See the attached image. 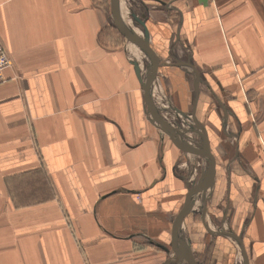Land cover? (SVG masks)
<instances>
[{
  "label": "crops",
  "instance_id": "crops-1",
  "mask_svg": "<svg viewBox=\"0 0 264 264\" xmlns=\"http://www.w3.org/2000/svg\"><path fill=\"white\" fill-rule=\"evenodd\" d=\"M124 1L148 7L138 56L156 61L159 105L205 128V215L179 223L182 178L207 163L147 119L115 24L137 25L109 0H0L13 65L0 83V264H164L185 240L199 264L209 241L211 264L231 251L264 264V0Z\"/></svg>",
  "mask_w": 264,
  "mask_h": 264
},
{
  "label": "water",
  "instance_id": "water-1",
  "mask_svg": "<svg viewBox=\"0 0 264 264\" xmlns=\"http://www.w3.org/2000/svg\"><path fill=\"white\" fill-rule=\"evenodd\" d=\"M110 6L113 14L119 21V17H128L130 18L138 30L133 29L130 25H124L122 23L115 24L116 27L122 31L123 36L126 42V50L130 47L131 52L128 53V60L134 66L136 71L142 78V91H143V101L145 104V114L147 119L157 128L171 135L170 137H175L180 142L182 151L186 154H199L204 156L207 160L208 166L202 167L200 176L197 177L196 173H194L193 167L191 168L192 173L185 178H182L186 183V193L184 196V201L182 203V207L178 213V219L180 225L184 222V218L189 214L190 211H197L204 214V207L201 204V200H198V204L195 203L196 197L198 198V194L201 191L204 192L205 188L208 185V182L211 180L214 174V168L216 166V161L212 152L210 151V147L208 146V139L206 138L205 128L199 123L193 116V110L191 113H183L179 112L173 108H171L170 112L174 115L173 119H169L170 116L165 107L159 105V99L161 98L160 85L157 83L156 76L158 72L155 70L156 61L149 60L148 63H143L142 60L139 59L138 51H141L142 54H148V51L145 49L144 45V34H145V22L148 18V9L144 7V12L137 13L134 8L129 5L127 2H121V0H109ZM143 6L145 4L140 1ZM152 68V69H150ZM154 92V95H152ZM164 108V109H163ZM170 113V114H171ZM159 114V115H158ZM163 118H168L164 121ZM191 121L192 124L188 123ZM191 129H195V133L197 134V139L200 140L201 147L193 148L190 146V143H194V138L191 134ZM181 139V140H180ZM200 195V194H199ZM197 200V199H196ZM205 203V202H204ZM183 238L185 236L182 234ZM186 242V249L182 250L180 253H177L172 259H169L164 264H173L178 260L182 259L189 254V242ZM162 248H164L162 246ZM244 264H247V257L244 255Z\"/></svg>",
  "mask_w": 264,
  "mask_h": 264
},
{
  "label": "rangeland",
  "instance_id": "rangeland-1",
  "mask_svg": "<svg viewBox=\"0 0 264 264\" xmlns=\"http://www.w3.org/2000/svg\"><path fill=\"white\" fill-rule=\"evenodd\" d=\"M140 1H142V0H133V2L135 3V5H134V7L136 8L137 7V5L136 4H138V7H137V10H140V9H142V5L140 4ZM129 2H130V0H129ZM131 3V2H130ZM145 3V2H144ZM147 4V3H146ZM147 9H148V7H146ZM119 20H120V18H119ZM127 20V19H126ZM121 21V20H120ZM120 32V31H119ZM121 33V32H120ZM122 35V34H121ZM121 37V36H120ZM209 142V141H208ZM208 209H209V207H208ZM193 215V217H190L191 219H193L194 221H196V219H197V216H196V214L195 213H193V214H191V216ZM192 220V221H193ZM195 224V226H197L196 224L197 223H194ZM225 225H228V224H226L225 223ZM187 226H188V228H189V230L192 228V227H190V225H189V223L187 224ZM232 240V239H231ZM210 247H211V242L209 241V243H208V245H207V252H208V258H209V264H211L210 262H211V260L212 259H210V257H211V255H210ZM230 250H232V249H230ZM194 250H192L191 251V253L189 254V256H188V258H192L193 260H194V263L195 264H199V256L195 253V252H193ZM199 254V253H198ZM194 257H195V259H197V260H195L194 259ZM235 259H236V256H235V254H234V252L233 251H231V253L225 258V261H224V263L223 264H233L234 263V261H235ZM182 260H185V258H182ZM215 262V260H213V264H215L214 263ZM181 263H185V261H181Z\"/></svg>",
  "mask_w": 264,
  "mask_h": 264
},
{
  "label": "built area",
  "instance_id": "built-area-1",
  "mask_svg": "<svg viewBox=\"0 0 264 264\" xmlns=\"http://www.w3.org/2000/svg\"><path fill=\"white\" fill-rule=\"evenodd\" d=\"M12 66V60L9 52L2 44H0V83L6 80L5 71Z\"/></svg>",
  "mask_w": 264,
  "mask_h": 264
},
{
  "label": "flooded vegetation",
  "instance_id": "flooded-vegetation-1",
  "mask_svg": "<svg viewBox=\"0 0 264 264\" xmlns=\"http://www.w3.org/2000/svg\"><path fill=\"white\" fill-rule=\"evenodd\" d=\"M194 213V212H193ZM191 213V214H193ZM198 214H201V213H198ZM193 216V215H192ZM201 217V216H200ZM204 220V218H203ZM220 230V229H219ZM231 229L229 227H224L223 229L220 230V233L225 237V238H228L230 241H232L231 239L234 237V236H231L232 233H231Z\"/></svg>",
  "mask_w": 264,
  "mask_h": 264
},
{
  "label": "bare ground",
  "instance_id": "bare-ground-1",
  "mask_svg": "<svg viewBox=\"0 0 264 264\" xmlns=\"http://www.w3.org/2000/svg\"><path fill=\"white\" fill-rule=\"evenodd\" d=\"M194 138V137H193ZM194 143H190L191 144V146L193 147V148H197L198 149V147H201V143H200V140H197V139H195L194 138ZM200 157H202L205 161H206V163H207V160L205 159V157L204 156H201V155H199ZM207 166H208V163H207Z\"/></svg>",
  "mask_w": 264,
  "mask_h": 264
}]
</instances>
